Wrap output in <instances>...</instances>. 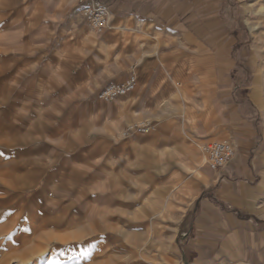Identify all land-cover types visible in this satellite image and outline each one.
<instances>
[{"label": "crops", "instance_id": "1", "mask_svg": "<svg viewBox=\"0 0 264 264\" xmlns=\"http://www.w3.org/2000/svg\"><path fill=\"white\" fill-rule=\"evenodd\" d=\"M22 1L16 14L28 40L15 51L29 55L25 94L35 102L37 144L69 145L110 166L127 159V171L140 177L196 165L187 263L264 264L262 65L233 58L214 0H100L111 13L102 32L86 23L80 0ZM133 68V92L98 99ZM140 123L154 129L123 136ZM214 141L236 149L217 171L201 150Z\"/></svg>", "mask_w": 264, "mask_h": 264}, {"label": "rangeland", "instance_id": "2", "mask_svg": "<svg viewBox=\"0 0 264 264\" xmlns=\"http://www.w3.org/2000/svg\"><path fill=\"white\" fill-rule=\"evenodd\" d=\"M21 3L0 0V264H189L196 165L140 177L127 159L110 166L69 145L37 144L29 55L15 51L28 40ZM212 9L233 58L259 63L264 78V0H214Z\"/></svg>", "mask_w": 264, "mask_h": 264}, {"label": "built area", "instance_id": "3", "mask_svg": "<svg viewBox=\"0 0 264 264\" xmlns=\"http://www.w3.org/2000/svg\"><path fill=\"white\" fill-rule=\"evenodd\" d=\"M80 13L86 23L95 31L102 32L110 26V9L100 0H80ZM137 86V74L131 69L123 83L109 84L101 89L97 95L99 100L111 102L119 97L133 92ZM154 129L151 123H140L128 127L123 133L124 137L135 134L149 133ZM202 153L207 166L217 171L225 168L236 157V149L226 141H214L202 147Z\"/></svg>", "mask_w": 264, "mask_h": 264}]
</instances>
